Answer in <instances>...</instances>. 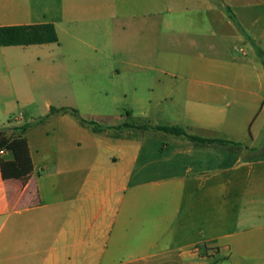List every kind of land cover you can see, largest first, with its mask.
Wrapping results in <instances>:
<instances>
[{
  "label": "crops",
  "instance_id": "crops-1",
  "mask_svg": "<svg viewBox=\"0 0 264 264\" xmlns=\"http://www.w3.org/2000/svg\"><path fill=\"white\" fill-rule=\"evenodd\" d=\"M42 23L58 43L0 46V130L29 125L26 162L0 149V264H264V0H61L50 19L0 17ZM46 45L58 59L29 74ZM51 108L149 128L98 133Z\"/></svg>",
  "mask_w": 264,
  "mask_h": 264
},
{
  "label": "trees",
  "instance_id": "trees-1",
  "mask_svg": "<svg viewBox=\"0 0 264 264\" xmlns=\"http://www.w3.org/2000/svg\"><path fill=\"white\" fill-rule=\"evenodd\" d=\"M225 11L229 17L235 21V17L232 14L229 7L224 6ZM58 43V37L55 31L53 24L51 23H42V24H30V25H16V26H3L0 27V46H29V45H40V44H51ZM51 113L66 112L71 114L76 118L82 125H87L91 127L94 132H104L106 130L114 129L121 130L124 128H137L145 129L149 128L147 126L135 127L133 125L124 123L117 127H102L95 122L87 121L81 118L78 114V111L73 108H51ZM28 124L23 125L18 128L7 129L4 128L0 130V149H5L11 151L17 161L24 163L27 161L26 156V144L24 139L20 138V134H23L24 131L28 128ZM153 129L158 131H163L171 133L178 136H185L192 141H196L202 144L206 143H224L222 140H207L195 136H190L185 133V131L179 127H154ZM18 132V135L14 137L15 132ZM8 132L10 134H8Z\"/></svg>",
  "mask_w": 264,
  "mask_h": 264
},
{
  "label": "rangeland",
  "instance_id": "rangeland-1",
  "mask_svg": "<svg viewBox=\"0 0 264 264\" xmlns=\"http://www.w3.org/2000/svg\"><path fill=\"white\" fill-rule=\"evenodd\" d=\"M254 1V0H253ZM61 0H0V17L7 15L8 13H11L12 11H16V9H19V7H27L29 11H31V15L33 20H36L37 18L40 20H43L44 18H52L58 10V7L60 6ZM38 50L32 51L31 53H40L41 59L40 63H34L29 64L27 66L28 73H32L37 70L38 65H42L45 61L51 62L53 60L58 59V53L59 49L56 45H46V46H40L37 48ZM78 65V63H76ZM98 79L90 77L87 75V87H93L94 84H96ZM70 84L68 81L64 80L61 82V86ZM49 86L45 81L39 80L38 81V88L36 90L39 91L40 94L46 93L48 91ZM33 89V90H35ZM98 96V95H97ZM40 101L39 98H37V104L36 107L39 105ZM39 108V106H38ZM36 109L35 107L31 109V107H27L24 109L25 116H28L29 114H33V116L38 117L40 114V110ZM21 111L16 110L15 114H19ZM13 128V127H11ZM7 128V129H11Z\"/></svg>",
  "mask_w": 264,
  "mask_h": 264
},
{
  "label": "built area",
  "instance_id": "built-area-1",
  "mask_svg": "<svg viewBox=\"0 0 264 264\" xmlns=\"http://www.w3.org/2000/svg\"><path fill=\"white\" fill-rule=\"evenodd\" d=\"M4 153V151L3 150H0V154H3Z\"/></svg>",
  "mask_w": 264,
  "mask_h": 264
}]
</instances>
